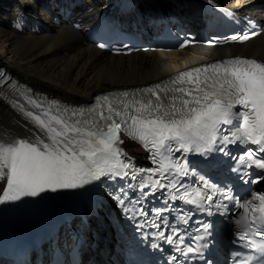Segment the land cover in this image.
I'll return each mask as SVG.
<instances>
[{
	"label": "snow or ice",
	"instance_id": "snow-or-ice-1",
	"mask_svg": "<svg viewBox=\"0 0 264 264\" xmlns=\"http://www.w3.org/2000/svg\"><path fill=\"white\" fill-rule=\"evenodd\" d=\"M21 17L13 27H21ZM248 24L256 27L250 18ZM258 34L213 36L208 43H243ZM193 42L189 36L180 47ZM10 85L18 95L9 106L32 125V137L0 143V206L48 193H95L90 215L103 221L111 216L101 215L106 207L118 210L117 221L130 223L139 242L160 253V264H214L205 253L217 224L235 246L225 264H264V192L239 197L230 176L244 185L264 181V63L225 59L121 91L115 100L97 96L90 106L33 96L0 73V90ZM124 137L149 153L153 167L134 164L121 147ZM174 209L183 229L166 215ZM190 229L194 244L186 239ZM78 257L74 244L70 258L55 264H82Z\"/></svg>",
	"mask_w": 264,
	"mask_h": 264
},
{
	"label": "bare ground",
	"instance_id": "bare-ground-1",
	"mask_svg": "<svg viewBox=\"0 0 264 264\" xmlns=\"http://www.w3.org/2000/svg\"><path fill=\"white\" fill-rule=\"evenodd\" d=\"M80 1L83 4L75 15L79 28L60 26L50 33H33L36 25L29 26L24 20L28 15L37 17L36 4L26 0L6 15L17 0H0V58L6 68L24 84L73 104L88 102L102 91L150 85L215 57L243 54L264 59V36L243 46L111 57L85 45L80 28L84 21L90 24L116 3L126 0ZM235 1L244 10L254 3V0ZM18 13H22L21 27L15 28L12 25ZM47 17L42 21L50 24ZM30 128L32 125L21 114L0 100V143L30 138Z\"/></svg>",
	"mask_w": 264,
	"mask_h": 264
},
{
	"label": "rangeland",
	"instance_id": "rangeland-1",
	"mask_svg": "<svg viewBox=\"0 0 264 264\" xmlns=\"http://www.w3.org/2000/svg\"><path fill=\"white\" fill-rule=\"evenodd\" d=\"M102 92H104V91H102Z\"/></svg>",
	"mask_w": 264,
	"mask_h": 264
}]
</instances>
